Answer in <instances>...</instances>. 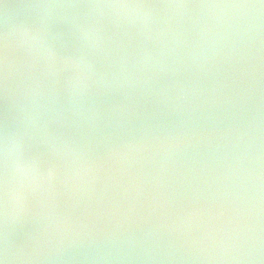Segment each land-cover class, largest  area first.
Masks as SVG:
<instances>
[{
    "label": "water",
    "instance_id": "water-1",
    "mask_svg": "<svg viewBox=\"0 0 264 264\" xmlns=\"http://www.w3.org/2000/svg\"><path fill=\"white\" fill-rule=\"evenodd\" d=\"M5 257L264 264V4L0 0Z\"/></svg>",
    "mask_w": 264,
    "mask_h": 264
},
{
    "label": "clouds",
    "instance_id": "clouds-1",
    "mask_svg": "<svg viewBox=\"0 0 264 264\" xmlns=\"http://www.w3.org/2000/svg\"><path fill=\"white\" fill-rule=\"evenodd\" d=\"M11 141V137L6 136L5 137V143H4V153H5V157L7 158L8 152H9V143ZM5 259H0V264H5Z\"/></svg>",
    "mask_w": 264,
    "mask_h": 264
},
{
    "label": "snow or ice",
    "instance_id": "snow-or-ice-1",
    "mask_svg": "<svg viewBox=\"0 0 264 264\" xmlns=\"http://www.w3.org/2000/svg\"><path fill=\"white\" fill-rule=\"evenodd\" d=\"M260 2H261L262 4H264V0H260Z\"/></svg>",
    "mask_w": 264,
    "mask_h": 264
}]
</instances>
